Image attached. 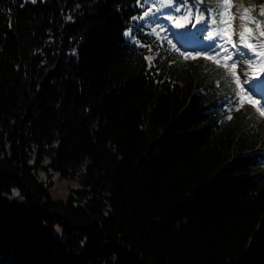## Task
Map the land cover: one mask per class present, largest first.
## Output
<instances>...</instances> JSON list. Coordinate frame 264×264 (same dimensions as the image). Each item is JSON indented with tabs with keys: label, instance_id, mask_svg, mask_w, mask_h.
<instances>
[{
	"label": "trees",
	"instance_id": "trees-1",
	"mask_svg": "<svg viewBox=\"0 0 264 264\" xmlns=\"http://www.w3.org/2000/svg\"><path fill=\"white\" fill-rule=\"evenodd\" d=\"M152 2L0 0V264H264V116Z\"/></svg>",
	"mask_w": 264,
	"mask_h": 264
},
{
	"label": "rangeland",
	"instance_id": "rangeland-1",
	"mask_svg": "<svg viewBox=\"0 0 264 264\" xmlns=\"http://www.w3.org/2000/svg\"><path fill=\"white\" fill-rule=\"evenodd\" d=\"M217 2L219 20L213 26V34L209 39L204 38L205 31L202 32L203 27H200L198 18H196V29L202 33L177 34L175 31L181 28L180 22L174 24L170 19L171 15L167 12H163V16L155 15L162 0L160 3H148L146 7L149 6V8L145 11L141 21L144 27L158 31L161 36H163L162 22L163 20L168 21L171 25L166 22L164 26L169 40L184 50L186 54L194 57L203 56L214 66L232 75L239 87V101L264 116V60L261 57L264 40L251 37L248 27L244 24L243 15L247 14L246 0H217ZM174 13L180 14L181 10H176ZM195 13L197 17L201 16L199 10ZM174 21H177V18ZM204 22L206 23L207 19H204ZM130 34L127 31L125 35L132 39V34ZM249 44L252 45L251 48ZM50 179L52 181L51 195L56 199L66 198L71 189L79 186L75 181L57 176H51Z\"/></svg>",
	"mask_w": 264,
	"mask_h": 264
},
{
	"label": "snow or ice",
	"instance_id": "snow-or-ice-1",
	"mask_svg": "<svg viewBox=\"0 0 264 264\" xmlns=\"http://www.w3.org/2000/svg\"><path fill=\"white\" fill-rule=\"evenodd\" d=\"M247 11V10H246ZM261 15H264V11H262L261 12ZM249 31H251V30H249ZM261 35H264V32H261ZM250 48L252 47V45H248ZM261 55H264V53H261ZM235 66V65H234Z\"/></svg>",
	"mask_w": 264,
	"mask_h": 264
}]
</instances>
